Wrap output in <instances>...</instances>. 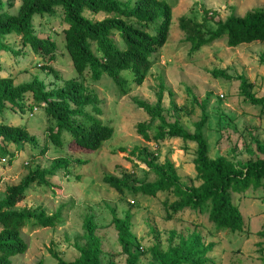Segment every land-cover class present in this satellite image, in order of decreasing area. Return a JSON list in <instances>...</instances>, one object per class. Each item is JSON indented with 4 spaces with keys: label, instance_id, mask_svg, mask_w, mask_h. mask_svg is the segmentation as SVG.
<instances>
[{
    "label": "rangeland",
    "instance_id": "374dc122",
    "mask_svg": "<svg viewBox=\"0 0 264 264\" xmlns=\"http://www.w3.org/2000/svg\"><path fill=\"white\" fill-rule=\"evenodd\" d=\"M161 1L170 7L165 43L151 54L152 64L139 86L132 84L128 71L119 73L125 80L126 94H122L123 91L104 74L97 81H92L88 74H75L64 49L62 29L65 25L59 9L54 11V15L34 16L31 22L34 34L49 37L54 43V59L48 65L56 72V78L39 68L44 65L41 56L22 46L16 35L5 36L4 42L15 54L0 51V78L9 77L13 85L35 78L47 89L61 87L66 81L79 82L87 94L97 97V106L101 110L97 118L112 129L111 137L99 149L79 152L70 142L66 144L67 137L61 147H54L48 142L46 128L51 123L41 106H33L35 110L25 107L22 113L6 109L0 115V122L20 127L37 140L34 149L26 144L5 146L12 154V160L8 162L6 156L0 160V198L6 186L18 183L28 171L36 167L46 168L58 157L68 161L66 169L50 178L48 187L29 186L23 199L15 205L17 210L41 209L46 216L60 209V222L51 228L26 224L20 231L26 251L11 258L10 264H36L38 261L57 264L52 253L65 262L75 260L78 247L84 242L86 220L93 224L92 235L99 241L101 263L113 256L114 264H124L125 257L119 254L111 216L113 214L121 219L126 213L130 215L129 231L134 237L131 251L140 253L136 264H156L147 249L156 247L158 251H164L169 245L177 243L178 236L186 238L192 231L199 234L204 244H213L206 254L210 261L207 264H261L264 252L257 251L258 243L262 241L256 233L264 229L262 187L230 193L231 203L241 215L243 230L229 233L214 231L206 214L197 211L183 210L166 219L165 205L174 199L170 193L158 192L154 197L128 192L117 194L101 181L104 176L120 178L123 174L141 182L153 181V174L137 160L135 153L130 154L133 147H146L157 164H161L164 158L173 164L181 186L199 185L192 167L194 144L176 138L145 142L136 134L137 123L145 125L148 136L155 133L159 121L150 119L137 102L153 106L159 93L160 114L165 123L176 122L191 133L193 124L202 113L205 115L202 133L210 159L222 156L233 163L243 164L258 157L254 141L264 144V104L252 105L239 93L240 78H243L254 98L264 96V43L252 42L228 48L222 39L190 52L186 33L178 27L179 17L200 23L202 11L206 10L215 13L214 20L223 21L229 15L240 17L252 8L264 7V0ZM18 5L19 0L13 1L7 12L14 14ZM83 15L90 20L106 16L88 11H84ZM214 27L209 21L204 24V28ZM114 38L119 40L117 36ZM118 47L122 48V44L118 43ZM212 71L222 72L229 79L213 78ZM206 94L209 97L201 110L198 104H202ZM22 103L31 105L30 96L25 95ZM85 111L89 112L88 106ZM44 142L47 148L40 155L38 152ZM76 160H80L81 164H77ZM171 231L174 235L169 239Z\"/></svg>",
    "mask_w": 264,
    "mask_h": 264
},
{
    "label": "trees",
    "instance_id": "16d2710c",
    "mask_svg": "<svg viewBox=\"0 0 264 264\" xmlns=\"http://www.w3.org/2000/svg\"><path fill=\"white\" fill-rule=\"evenodd\" d=\"M13 1L0 0V51L15 54L4 42L5 36L13 33L22 46H27L34 55L41 56L44 65L39 68L56 78V72L48 65L54 59V43L49 37L34 34L31 22L34 16L54 15V11L59 9L61 21L65 25L62 29L64 49L75 74H88L92 81H97L104 74L123 91L122 94L127 91L124 89L125 80L119 73L128 71L132 84L139 86L152 64L151 54L164 45L170 24V7L161 0H19L15 13L10 14L7 9L13 6ZM84 11L91 14L104 13L106 16L100 20H90L83 15ZM215 17V13L204 10L200 23L178 18V27L186 33L185 40L190 45V52L222 39L228 48L252 42L264 43V7L252 8L240 17L229 15L223 21L214 20ZM207 21L215 27L204 28ZM118 43L122 44V48L118 47ZM210 74L213 78L229 79L222 72L212 71ZM248 87L249 84L240 78V95L252 105L264 104V96L254 98L248 92ZM160 94L153 106L137 102L150 119L159 121L155 133L148 136L145 125L137 123L136 134L145 142L176 138L194 144L192 167L199 185L181 186L173 164L167 158L157 164L146 147H133L130 154L135 153L137 160L153 174V181L141 182L123 174L120 178L104 176L102 183L117 194L128 192L131 195L154 197L158 192L170 193L174 199L165 205L166 219L183 210L197 211L206 214L214 231L241 232L243 221L231 203L230 193H241L248 188L264 189V144L254 141L258 157L243 164L233 163L222 156L210 159L207 157V143L202 133L205 115L202 113L193 124L191 133L176 122L165 123L160 114ZM25 95L30 96L32 105L41 106L46 119L51 123L46 128L45 138L54 147H61L67 137L66 144L70 142L76 151L94 152L111 137L112 129L97 118L101 115L97 106L99 100L95 95L87 94L79 82L66 81L61 87L47 89L35 78L18 85H13L9 77L0 78V115L6 109L20 113L25 107L31 110L32 105L25 106L22 103ZM208 97L209 94H206L202 104H198L201 110ZM87 106L89 112L85 111ZM8 144L16 147L26 144L34 149L37 140L20 127L0 122V159L6 156L10 162L12 154L5 148ZM46 148L44 142L38 153L43 155ZM75 162L81 164L80 160ZM67 166L65 158H55L46 168L36 167L28 171L18 183L4 188L0 198V264H10L11 258L26 251V243L20 236L26 224L51 228L60 222V209L46 216L41 209L17 210L15 205L23 199L29 186L48 187L50 178ZM111 225L116 232L119 254L125 257L124 264H136L140 253L136 249L131 251L134 237L129 231L130 215L126 213L120 219L112 214ZM84 230L86 234L83 245L78 247V257L65 262L52 253L57 264H102L100 244L92 235L93 224L90 220L85 221ZM173 235L171 231L169 239ZM256 235L262 241L258 243L257 251L263 253L264 229ZM212 246V243L204 244L199 234L192 231L186 238L178 236L177 243L169 245L164 251H158L156 247H150L147 251L156 264H207L210 261L206 254ZM112 257L103 264H114ZM36 264L42 263L38 261ZM261 264H264V257H261Z\"/></svg>",
    "mask_w": 264,
    "mask_h": 264
},
{
    "label": "clouds",
    "instance_id": "9594fccd",
    "mask_svg": "<svg viewBox=\"0 0 264 264\" xmlns=\"http://www.w3.org/2000/svg\"><path fill=\"white\" fill-rule=\"evenodd\" d=\"M31 105H32V104H31ZM31 105H30V106H31ZM33 106H35V105H32L31 108H32V110H35L36 107H33ZM32 113H33V111H32ZM0 160H2V159H0ZM55 175H56V174H55Z\"/></svg>",
    "mask_w": 264,
    "mask_h": 264
}]
</instances>
